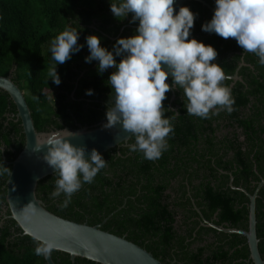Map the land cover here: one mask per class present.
I'll return each instance as SVG.
<instances>
[{
    "label": "trees",
    "instance_id": "1",
    "mask_svg": "<svg viewBox=\"0 0 264 264\" xmlns=\"http://www.w3.org/2000/svg\"><path fill=\"white\" fill-rule=\"evenodd\" d=\"M205 1L215 9V0ZM120 2L0 0V75L7 76L12 71L11 78L24 94L37 131L92 127L107 121L109 101L114 102L115 95L108 79L116 69L109 68L101 74L98 61L85 62V57L90 55L86 37L97 35L101 46L113 51L119 38L136 34L139 22H130L132 14L118 19L111 12V3ZM182 7L196 14L189 39L212 45L218 52L213 62L221 65L225 75L237 71L241 78L236 81L225 78L224 81L235 99L234 110L230 114L222 111L210 119L190 116L183 90H175L174 100L169 91L163 105L166 117L175 116L174 133L168 138L169 147L161 158L150 161L143 153L130 151L129 145L135 143V136L131 135L127 142L100 153L107 166L92 183H84L66 207L63 194L57 198L51 196L58 172L38 181L36 196L50 212L79 223L101 224L102 230L124 236L163 264H252L248 260L245 237L217 231L201 222L206 219L224 227L247 229L248 197L232 189L229 182L232 176L234 186L252 194L264 177V66L258 63L257 56L246 53L245 59L254 65L257 74L243 73L244 67L236 69L241 58L236 51L243 50L236 41L202 31V25L211 20L214 11L198 0H188ZM93 22L94 27L90 26ZM68 28L79 31L78 44L83 47L73 53L71 59L56 66L61 79L56 85L48 76L56 63L50 51L51 42ZM121 58L115 57L117 63ZM89 89L93 90L92 95L85 94ZM169 99L173 100V105H179L174 112L167 110ZM217 120L226 122L225 126L232 129L230 137H224L229 142L225 152H233L229 166L217 160L219 165L214 167L209 158L202 160L205 149L217 153L218 148L212 141L218 127L213 122ZM237 128L240 129L238 137ZM197 130L203 149L200 168L205 173L192 193L199 209L195 213L198 219L188 221L185 216L176 218L178 196H174L176 191L169 186L182 161L181 150L187 147ZM24 142L16 107L0 89V264H46L44 256L34 253L38 241L22 235L17 223L5 217L10 214L5 186L10 165L5 161H12ZM4 167L9 170L4 171ZM219 167L230 171L219 173ZM178 190L184 192L183 186ZM256 234L264 260V184L256 198ZM51 257L55 264H98L81 257H76L72 263L67 253L56 250L51 251Z\"/></svg>",
    "mask_w": 264,
    "mask_h": 264
},
{
    "label": "clouds",
    "instance_id": "2",
    "mask_svg": "<svg viewBox=\"0 0 264 264\" xmlns=\"http://www.w3.org/2000/svg\"><path fill=\"white\" fill-rule=\"evenodd\" d=\"M174 5L175 0L111 3V12L116 18L124 19L132 14L130 22H139L136 34L119 38L113 51L102 47L97 35L86 37L90 55L85 57V62L98 61L101 74L109 68L116 69L108 79L115 95L114 102L109 101L105 127L122 124L125 131L135 136V143L129 145L130 151L141 152L150 161L161 158L169 147L168 138L174 133L175 116L166 117L163 105L166 93L174 87L183 90L190 116L210 119L222 111L230 114L235 104L231 88L224 84L221 65L213 62L218 56L217 50L195 38L189 39L196 14L188 7H180L176 12ZM202 31L234 39L243 52L254 54L264 66V0H215L214 14L202 25ZM78 40L79 31L68 28L51 42L50 51L56 63L48 76L56 85L61 83L56 66L81 50L83 45ZM116 56L122 57L119 63ZM169 75L172 84L166 82ZM85 94L92 95L93 90ZM45 144L49 147L43 158L59 174L51 196L57 198L63 194L66 207L84 183L94 181L107 161L96 149L86 158L85 148L67 139L49 140ZM45 144L37 141L34 151ZM34 239L38 241L35 255L49 256L53 243L40 241L39 236Z\"/></svg>",
    "mask_w": 264,
    "mask_h": 264
},
{
    "label": "water",
    "instance_id": "3",
    "mask_svg": "<svg viewBox=\"0 0 264 264\" xmlns=\"http://www.w3.org/2000/svg\"><path fill=\"white\" fill-rule=\"evenodd\" d=\"M186 1L188 0H175V11L178 12ZM201 3L210 7L205 1ZM164 67L167 70V66ZM11 72L7 76L0 75V89L9 95L16 107V118L20 120L25 142L12 161H5L10 165L5 182L6 203L10 214L5 217H10L17 223L22 235H28L33 239L39 236L40 241L52 242L53 250L67 253L72 263L76 257H81L98 264H163L152 253L124 236L102 230L101 224L89 225L87 222L79 223L58 216L47 210L43 202L37 198L38 181L56 172L43 158L49 147L45 143L49 140L67 139L75 146L84 147L87 158L90 157L92 149L102 153L127 142L131 133L125 131L122 124L107 128L105 127L107 121H101L92 127L37 131L24 94L12 80ZM225 78L241 80L237 71L233 75H225ZM170 80L171 75L166 82L170 84ZM173 98L172 93L171 99ZM37 141L45 145H42L39 151H34ZM232 180L230 176L229 186L248 197L247 229L224 227L206 219H203L201 224L217 231L242 235L249 250L248 260L252 264H264L256 234V198L264 184V177L256 184L252 194L243 187L234 186ZM44 259L46 264H55L51 254Z\"/></svg>",
    "mask_w": 264,
    "mask_h": 264
},
{
    "label": "flooded vegetation",
    "instance_id": "4",
    "mask_svg": "<svg viewBox=\"0 0 264 264\" xmlns=\"http://www.w3.org/2000/svg\"><path fill=\"white\" fill-rule=\"evenodd\" d=\"M198 1L201 2L205 0H198ZM209 8L213 10L211 7ZM130 20H132V16ZM94 25H95V22H93L90 26L94 27ZM134 26H137V25H134ZM236 53L241 55V58L239 60V63L236 69L240 67H244L245 71H243V73L250 74L249 72H251L253 74H257L256 70L254 69V65L245 59V55L247 52H243L242 50L240 52L236 51ZM175 90L179 91L178 87H174L170 91L171 92L170 98L172 97V93L174 94L173 100L175 99ZM173 100L169 99L168 109L177 110L179 108V105L178 103H175L173 105L172 104ZM213 125H216V126L218 125L216 132L213 134L215 138L212 139V141L215 143V146L216 148H218V150H217V153H211L210 150L205 149V154L202 160L209 158L210 159L209 163H211L214 167H217L219 163L223 164L224 166H229L231 165L230 160L233 155V152L231 150L229 151L227 150V152H225L226 150L225 148L227 144H229V142H228V139L227 138L224 139V137L227 136L229 138L232 129L229 126H225L226 122L221 121V120H217L216 122H213ZM239 132H240V129L237 128L235 131L237 137H238ZM201 140H202L201 136L197 130L195 137L190 139L189 142L187 143V147L181 150L182 161L179 163L180 164L179 167H176L175 170L177 171V174L174 176V178L170 182L169 187H173L174 191H176L174 192V196H178V208H177V214H176L177 219H181L182 216H185L188 221H193L195 219H198V216L195 213L199 212V209L196 206L195 199L192 193H193L194 185L199 183L200 178H202L205 173V171L202 168H200V165H201L200 153L203 152ZM222 140H224V142H222ZM1 150L2 151L4 150L3 146L1 147ZM3 159L5 161L4 156H3ZM217 160L219 161V163L217 162ZM171 168L173 171V161H172ZM218 169H219V173L221 172L227 173L230 171L229 169L222 170L220 167ZM215 181L216 180H214L212 184H215ZM182 186H183L184 192L178 190L179 187H182ZM173 188L171 190H173ZM175 188L177 190H175ZM171 190L169 192H171ZM177 191L181 193L182 195L181 197ZM183 204L184 206H181ZM184 229L186 230V228Z\"/></svg>",
    "mask_w": 264,
    "mask_h": 264
}]
</instances>
